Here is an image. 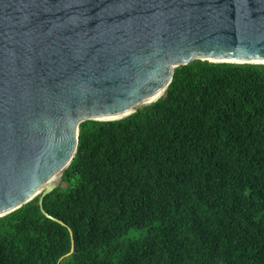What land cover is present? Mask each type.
I'll return each instance as SVG.
<instances>
[{
	"label": "trees",
	"instance_id": "1",
	"mask_svg": "<svg viewBox=\"0 0 264 264\" xmlns=\"http://www.w3.org/2000/svg\"><path fill=\"white\" fill-rule=\"evenodd\" d=\"M39 199L0 217V264H264V63L196 59L156 102L82 122L44 198L67 226Z\"/></svg>",
	"mask_w": 264,
	"mask_h": 264
},
{
	"label": "water",
	"instance_id": "2",
	"mask_svg": "<svg viewBox=\"0 0 264 264\" xmlns=\"http://www.w3.org/2000/svg\"><path fill=\"white\" fill-rule=\"evenodd\" d=\"M196 59L264 63V0H0V217L40 196L67 226L44 198L81 123L156 102Z\"/></svg>",
	"mask_w": 264,
	"mask_h": 264
},
{
	"label": "bare ground",
	"instance_id": "3",
	"mask_svg": "<svg viewBox=\"0 0 264 264\" xmlns=\"http://www.w3.org/2000/svg\"><path fill=\"white\" fill-rule=\"evenodd\" d=\"M163 94H164V92H163V93H161V94H160V96H162ZM60 179H61V176H60ZM60 179H59V180H60Z\"/></svg>",
	"mask_w": 264,
	"mask_h": 264
},
{
	"label": "rangeland",
	"instance_id": "4",
	"mask_svg": "<svg viewBox=\"0 0 264 264\" xmlns=\"http://www.w3.org/2000/svg\"><path fill=\"white\" fill-rule=\"evenodd\" d=\"M61 182H62V179H61ZM61 184V183H60Z\"/></svg>",
	"mask_w": 264,
	"mask_h": 264
},
{
	"label": "clouds",
	"instance_id": "5",
	"mask_svg": "<svg viewBox=\"0 0 264 264\" xmlns=\"http://www.w3.org/2000/svg\"><path fill=\"white\" fill-rule=\"evenodd\" d=\"M62 179V178H61Z\"/></svg>",
	"mask_w": 264,
	"mask_h": 264
}]
</instances>
